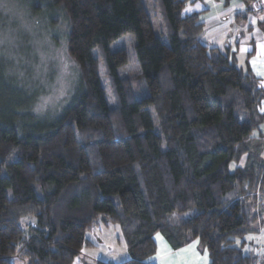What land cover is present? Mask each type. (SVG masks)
Listing matches in <instances>:
<instances>
[{"label": "trees", "instance_id": "16d2710c", "mask_svg": "<svg viewBox=\"0 0 264 264\" xmlns=\"http://www.w3.org/2000/svg\"><path fill=\"white\" fill-rule=\"evenodd\" d=\"M47 1L67 18L81 89L41 121L0 61V264H72L99 221L129 259L95 264H149L157 233L172 249L197 240L210 264H256L233 244L264 194L258 80L201 43L197 15L182 14L193 0H152L155 15L145 0ZM126 34L134 77L118 72L127 52L109 51Z\"/></svg>", "mask_w": 264, "mask_h": 264}, {"label": "rangeland", "instance_id": "374dc122", "mask_svg": "<svg viewBox=\"0 0 264 264\" xmlns=\"http://www.w3.org/2000/svg\"><path fill=\"white\" fill-rule=\"evenodd\" d=\"M145 2L150 14L155 15L152 0ZM153 27L157 33L163 30L158 18H154ZM67 32V18L62 11L52 8L47 0H0V61L4 63L3 71L31 97V114L41 121L51 120L60 114L81 89L79 70L67 53ZM260 33L263 34L261 39L258 37ZM245 39L254 42L257 60L251 67L240 60L241 68L247 70L249 67L264 91V31L256 28ZM134 44V36L126 34L109 46L110 52L124 49L129 56L128 63L118 71L121 77L139 74L133 56ZM101 81L104 84V80ZM256 136L254 132L253 141H258ZM261 148L259 156L264 161V140ZM252 212L256 215L255 220H251L247 233L235 239L233 245L241 248L244 254L255 256L256 264H262L264 194L256 196ZM103 249L101 246L92 253L103 256ZM113 260L119 262L121 259Z\"/></svg>", "mask_w": 264, "mask_h": 264}, {"label": "crops", "instance_id": "0c3cea01", "mask_svg": "<svg viewBox=\"0 0 264 264\" xmlns=\"http://www.w3.org/2000/svg\"><path fill=\"white\" fill-rule=\"evenodd\" d=\"M182 14L197 15L198 21L204 28L200 37L201 43L228 56L230 62L239 70H244V67L241 68L240 60L250 67L252 62L257 60L254 42L245 37L253 34L256 28L264 31V11L252 10L248 14L240 0H193L183 9ZM262 36V33L258 34L260 39ZM247 68L243 72L250 73L259 82L256 74L249 67ZM260 113H264V101ZM256 134L258 141L264 139V124L259 126ZM86 238L90 247L85 249L72 264H95L97 261L121 263L129 259L121 230L116 225L99 221L86 234ZM153 240L156 252L147 259L146 262L149 264H210L207 252L199 249L197 240L178 249H172L159 233L153 236ZM101 246H104L103 256L92 253ZM117 257L121 259L119 262L113 260ZM15 259H12V264H23L19 259H16L18 261Z\"/></svg>", "mask_w": 264, "mask_h": 264}, {"label": "built area", "instance_id": "2783aa9c", "mask_svg": "<svg viewBox=\"0 0 264 264\" xmlns=\"http://www.w3.org/2000/svg\"><path fill=\"white\" fill-rule=\"evenodd\" d=\"M251 9L255 12L264 11V0H255L251 5Z\"/></svg>", "mask_w": 264, "mask_h": 264}]
</instances>
